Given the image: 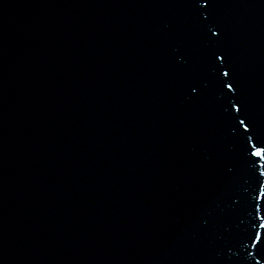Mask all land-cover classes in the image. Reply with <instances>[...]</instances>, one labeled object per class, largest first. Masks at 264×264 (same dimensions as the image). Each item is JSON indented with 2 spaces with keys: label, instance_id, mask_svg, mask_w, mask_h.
<instances>
[{
  "label": "snow or ice",
  "instance_id": "6c2138e0",
  "mask_svg": "<svg viewBox=\"0 0 264 264\" xmlns=\"http://www.w3.org/2000/svg\"><path fill=\"white\" fill-rule=\"evenodd\" d=\"M189 3H191L193 5H199V8L197 9V11H203V9H207L209 6V0H189ZM204 19L207 20L208 17L205 16ZM219 36H220L219 29H214L213 26H207L205 39H206V46L210 51V57L224 61L225 57H224L223 53H220L218 51H211V49L216 45ZM213 63H214V61H213ZM216 76L218 79V87L220 89L222 99L227 104H229L231 106V109L235 108V111L237 113H240V109L236 106L235 103L232 102V97L234 96L236 89L233 87L235 85V81L230 78V71L229 70L221 71L220 67H216ZM229 80L231 82H229ZM225 89H226V91H225ZM228 94H232V95H228ZM226 111H227V109H226ZM247 118L248 117L245 116V119H247ZM233 119L238 120V124L241 128H243L244 133L250 132V128L245 126L244 119H240V117H233ZM250 123H251V121H250ZM236 134L238 136L240 135L238 130H237ZM251 141H252L251 136H249L247 138V144H249ZM260 145L261 146L252 145V147L255 148L254 151H252V150L249 151V149L247 147H242V151L250 153V155L252 157H257L260 160H264V139L260 140ZM249 162L253 166H255L257 163V162L252 163L251 160ZM261 167L264 168V165H261ZM260 176H264V171L260 172ZM253 192H255V189L253 190ZM257 199H264V185L259 186V195H258V197L254 196V201ZM253 207H254L255 213H259L260 205L254 204ZM261 218L264 219V217H261ZM259 227L264 229V223H261L259 225ZM255 236H256V240L260 239V233L259 232H256ZM253 244H255V241H253Z\"/></svg>",
  "mask_w": 264,
  "mask_h": 264
}]
</instances>
